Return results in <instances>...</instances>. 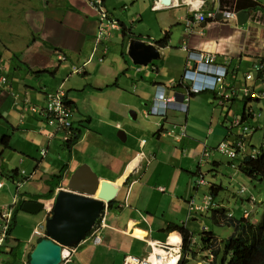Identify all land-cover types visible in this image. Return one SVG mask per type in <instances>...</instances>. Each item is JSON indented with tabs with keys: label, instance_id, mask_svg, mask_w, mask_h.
I'll return each mask as SVG.
<instances>
[{
	"label": "crops",
	"instance_id": "0c3cea01",
	"mask_svg": "<svg viewBox=\"0 0 264 264\" xmlns=\"http://www.w3.org/2000/svg\"><path fill=\"white\" fill-rule=\"evenodd\" d=\"M8 2L13 6L0 0V19L6 20H0V58L6 76L10 72L7 78L11 86L0 87V137L9 134L11 148L0 146V169L19 171L14 182L23 184L17 198L34 201L32 197L46 193L48 184H56L58 181L52 180L60 174L59 189L83 165L101 180L122 182L117 202L105 209L96 225L101 243L94 245L89 237L74 247L72 260L64 264H123L127 255L145 256L151 244L165 242L171 235L178 236L182 244L178 231L167 233L166 229L177 225L194 235L202 232L206 228L204 218L213 211L189 215V201L200 202L207 193L204 189L209 191L212 185L217 187V204L234 217L224 207V201L217 200L222 184L207 180V173H217L222 162L215 153L208 162L201 159L205 145L214 149L220 142L232 140L227 138L230 133L225 135L226 106L219 105L217 94L206 91L191 96L185 114L169 111L162 119L148 111L160 87L172 98L189 91L190 81L183 83L182 77L191 65L195 76L201 79L195 84H210L212 78L208 73L203 75L193 59L197 54H214L216 70L227 65L226 91L234 87L241 92L234 102L243 100L244 85L260 92L264 78L254 67L264 69V22L260 29L249 28L242 34L228 27L231 20L213 23L194 19L198 11L215 9L217 0H101L117 28L108 29L99 40L109 46V53L100 62V49L95 45L99 18L88 0ZM257 14L264 16L261 11ZM138 23L141 24L136 26ZM236 24L244 26H239L237 20ZM132 41L155 45L159 58L148 65H134L128 54ZM54 48L62 49L67 60L60 61ZM13 54L19 58L13 59ZM17 63L19 69H13ZM78 68H82V74L74 72ZM246 73L252 75L250 82L244 80ZM177 86L182 88L175 89ZM60 87L75 111V124L90 118V124L83 122L88 128L70 149L38 115L46 94ZM10 89L20 95L19 99L12 96ZM26 94L27 109L23 105ZM128 118L135 122L133 127ZM178 125L187 128L180 141L175 139L181 133ZM118 133L126 135L125 142ZM117 163L123 165L118 173L114 170ZM133 163L135 167L127 173ZM200 176L209 185L198 186ZM14 182H4L0 188V205L14 201ZM54 200L40 201L49 206ZM46 217L45 212L39 224Z\"/></svg>",
	"mask_w": 264,
	"mask_h": 264
},
{
	"label": "built area",
	"instance_id": "2783aa9c",
	"mask_svg": "<svg viewBox=\"0 0 264 264\" xmlns=\"http://www.w3.org/2000/svg\"><path fill=\"white\" fill-rule=\"evenodd\" d=\"M90 6L96 10L99 18V24L97 28V35L95 39V45L99 47L100 49V56L99 61L103 62L105 59V56L109 53V46L108 44H103L105 42H99L103 37H105L107 30L112 28H117V24L115 20L105 11L103 4L101 0H88ZM150 1V0H148ZM241 11H238L236 9L235 5H226L222 3L221 0H217V6L215 9L211 11H198L194 14V19L197 22H213V23H223V22H229L230 20H237V15ZM250 12V11H249ZM251 19H253L256 23L261 24V21H256L255 18L258 17L257 13L250 12ZM59 58L62 60H66V57L63 55H59ZM93 58V55L90 57V60ZM193 59H196V65H199L200 71L204 72L203 75L207 76L206 73L212 78V81L210 84H206L207 86H198V77L195 76V68L192 69V65L189 67L187 71H185L184 79L190 81V89L189 92H187L185 95H182L179 98H172L168 95L167 91L164 88H159L157 95L155 99L153 100V104L151 105L152 108L150 111H148V114L151 116H161L166 117L168 111L170 109H177L181 112H187L188 106H189V95L190 93H199L201 91L211 90L215 91L217 93V96L221 98L219 99V105L222 104L224 101H230L234 97H240L241 92H237L234 87L230 92L226 91V81L224 79L226 75L227 65H224L223 67H220V69L216 70V66H214L215 62V55L214 54H208V55H199L197 54ZM191 62V61H190ZM254 69L259 72L263 73L262 67L255 65ZM217 73V71H219ZM77 74L82 73V69L78 68L74 71ZM211 74H216V76H211ZM208 76V77H209ZM264 78V74L262 76ZM246 80H251L252 77L250 74H246L245 76ZM184 80V81H185ZM183 81V83H184ZM186 82V81H185ZM264 83V81H263ZM205 85V84H202ZM7 86L8 88H11L10 83L8 81V78L6 76V67L4 65L3 59L0 60V87ZM251 88L247 85L244 86V90L242 93V97H251L255 95V98H258V95L256 92H253L250 90ZM12 96L15 99H19L20 95L17 94L15 91L10 89ZM251 95V96H250ZM261 95L264 97V92L261 93ZM23 105H26V109L28 108L27 104L29 103L28 95L26 94V97L23 101ZM25 109V108H24ZM38 115L47 123V125L53 127L57 133H61L63 135V141H68L72 135V128L73 125V117L74 112L71 107V104L69 102V99L67 97V93L64 90V88L60 87L57 91L53 93H47L45 104L38 109ZM177 126V125H175ZM181 128V133L179 136H176L175 139L177 141H180L183 137L187 134V128L186 125H178ZM232 128H237L238 135L236 139L233 141H225L219 143L215 149H212L216 151L220 155H224L229 157L232 161L236 160L237 157H241L243 155L250 156L253 158L260 156V151L258 152L256 149L251 148L246 144V142L249 140V138L252 135V129L246 125L241 124L240 120H235L231 124ZM145 143V141H143ZM214 151H210L208 147H204V150L202 152V161L208 160L213 154ZM46 151L44 150V154ZM213 153V154H212ZM233 169L238 170L237 164L233 165ZM22 181L16 182V188L20 189L22 187ZM198 186H207L209 183H207L204 176H200L197 181ZM4 185L3 181H0V187ZM63 189V187H60L57 189L54 199L57 196V193ZM241 194L245 193V190H242L240 192ZM17 199L14 198V201L11 204L6 205H0V264H5L3 261V252L6 249V243L7 239L9 237V229L12 224V218H13V211H14V205L17 202ZM254 202V200L252 201ZM53 202L50 203L49 206H46L45 212L47 213V216L49 213H51ZM220 206L217 204L215 198L212 196V194L205 193L201 199L200 202H196L194 200L189 201V215H192V213L197 214H206L214 209H219ZM251 212L245 211L244 212V218H249ZM227 218L231 219L232 215L228 214ZM43 226H39L35 228L34 234H38L40 237L44 233L41 229ZM96 226H94L92 233L90 236L86 238L85 241L88 240L89 237L92 238V242L94 245H99L101 243V237L95 230ZM207 229L203 228V232H206ZM96 233L94 235V233ZM170 237L167 238L165 242H156L154 244H151V251L147 252L145 256H134V255H127L124 259L123 264H180L181 258H182V244L181 242H175L170 243ZM84 241V242H85ZM83 242V243H84ZM197 237H191L190 243L192 245L196 244ZM219 247V241L216 240L212 242V246L209 250L203 252L199 251V253H204L203 257H205L204 260L198 261L197 264H209L212 263L214 260L213 251H215ZM158 251L159 253H157ZM75 252L74 247L73 248H65L63 250V264L70 262L72 260V256ZM199 255V254H198Z\"/></svg>",
	"mask_w": 264,
	"mask_h": 264
},
{
	"label": "trees",
	"instance_id": "16d2710c",
	"mask_svg": "<svg viewBox=\"0 0 264 264\" xmlns=\"http://www.w3.org/2000/svg\"><path fill=\"white\" fill-rule=\"evenodd\" d=\"M221 1L223 5L224 4L235 5L238 11L248 10L252 13H257V11H261L264 13V6L261 5L256 0H221ZM263 21H264V17H263ZM165 42L166 39L163 41V44H165ZM53 50L57 55L59 54L66 57L67 60V55L62 49L54 48ZM18 58L19 56L17 54H13V59H18ZM59 60L66 61L60 58ZM14 66H16V69H19L18 63L13 65V69ZM28 70H31V68L28 67ZM263 74H264V69H263V73H260V76L262 77ZM7 77H10V72L7 74ZM182 78L184 81L185 80L184 77ZM178 84L179 83H177L176 85ZM178 88H182V86L175 87V89ZM211 92H215V91H211ZM193 95H196V93L194 92L190 93L189 98H191V96ZM243 100L245 101V103H247L249 99L246 98ZM73 112H75L74 109ZM241 117L243 120L245 121L247 120L248 116L245 115V111L244 113H242ZM73 122H74V117H73ZM83 122L90 124V118L86 119ZM83 122L81 121L78 122L77 124H75V122L73 123L74 127L72 128V135L68 141H63V135L61 133H57L61 137L60 138L61 143L65 145V147H67L68 149H70L80 140L83 131L88 128L87 125H83ZM10 140H11V136L9 134H3L0 138V146L3 149L11 148ZM246 144L249 146V141H247ZM252 147L256 149L258 152L260 151L261 155L260 156L258 155L257 158H253L246 155L237 157L236 162L239 167V172H241L242 174H244L245 176L251 179L262 180L264 179V147L262 142L258 146H252ZM231 164L233 163L230 162L229 165ZM0 175L9 180L14 181L16 178L19 177V171L15 169L4 172L2 169H0ZM55 180L58 182L54 185L53 183H49L48 184L49 188L46 193L34 195L32 199H34V201L36 200L48 201L51 198H54L55 191L60 186V180H61L60 174L55 175L52 182H54ZM14 183L16 187V182ZM216 189H217L216 186H212L211 194L213 196H215ZM117 200L118 199H115L108 205V210L113 207V205L117 202ZM16 201L17 202L14 205L12 224L9 229V237L6 243V249L8 250L4 251L5 254L10 257L7 264H23L24 254L19 252L20 244L15 242L16 243L15 245L10 246L13 229L16 225L17 213L22 211L23 203L26 200L17 199ZM104 211L105 209H103L101 214H103ZM50 214L51 213L48 214L47 218L50 216ZM223 217H226V210L224 209L214 210L211 214V218L215 221V223L218 224H221V220L223 219ZM99 220L97 221L95 226L98 224ZM223 222H227L226 225L233 226L234 231L233 234L228 239H224L223 241L219 242V247L215 251H213L214 260L212 263L209 264H264V211L262 213L261 220L256 222L252 221V219H247L244 217L240 219L234 218L231 219L230 221H227L226 218H224ZM92 230L87 234L88 236L91 235ZM174 231H178L182 238V258L180 264H195L196 258L199 256L198 254H200L199 251L205 252L209 250L212 246V242L218 240L215 237L214 233L211 231H206V232L202 231L199 234L194 235L191 234L185 227H181L177 225L168 226V228L166 229L167 233H171ZM196 236L198 237V242L192 245L190 243V238ZM43 238H44L43 236L38 237L37 242L41 241ZM30 253L27 256L26 264H29L30 262Z\"/></svg>",
	"mask_w": 264,
	"mask_h": 264
},
{
	"label": "rangeland",
	"instance_id": "374dc122",
	"mask_svg": "<svg viewBox=\"0 0 264 264\" xmlns=\"http://www.w3.org/2000/svg\"><path fill=\"white\" fill-rule=\"evenodd\" d=\"M5 4L8 6H13V3L8 2V0H4ZM260 4L264 6V0H258ZM263 17L261 15H258L257 18H255L256 21H261V24L264 22ZM2 21H5V19H0ZM252 21H249L247 24H245L243 27H238L235 20H231L232 23L228 26L230 29H236L240 30L241 33L244 31H247L249 28H261L263 27L261 24L256 23L253 19ZM141 23L136 24V26H139ZM3 28L0 25V30ZM1 34V33H0ZM243 34V33H242ZM97 35V34H96ZM3 38H6V35L2 34ZM3 54H6V50L4 48L1 49ZM55 60V58H53ZM99 60V58H98ZM256 76L258 72L256 71ZM45 79L51 78L50 76H45ZM255 92V91H253ZM264 92V88L260 92H256L258 95V98H255L253 96L248 97V102L245 105V101L240 99L238 102H222L220 105L221 107H225V122H224V130L226 132V136L230 132V137H232L233 134L237 133V130L232 131L231 124L235 120H240L241 124H248L249 126L256 127L257 125L263 126L264 130V97L261 95V93ZM218 99L221 100L220 97ZM244 105L247 108V111L245 112V115H247V120L242 119V113H244ZM90 107L89 104H87V108ZM252 107V108H251ZM253 109V110H252ZM227 112H230L229 114ZM184 114V113H183ZM262 115V117H261ZM159 118L164 119L165 117L158 116ZM130 123V126H134L135 122L132 121L130 118L127 120ZM248 121V122H247ZM140 122V120H139ZM136 123V125H139L140 123ZM130 127V130L131 128ZM263 130H258L253 133V137L251 139V144L258 146L262 142L263 138ZM1 138V137H0ZM61 137H59L60 139ZM61 140V139H60ZM62 147V146H61ZM214 150H211V152ZM215 155L217 156V159H219L222 164L220 168L217 170V173H207V180L210 183L220 185L222 184L223 190L220 191L219 197H217V200H223L224 201V207L228 208V211H230L232 214H234L235 219H240L244 217V212L248 211L251 212L250 217L248 219H252V221L256 222L261 220L262 213L264 211V179H251L241 172H238L237 170H234L229 163L231 162V159L224 155H219L216 151H214ZM111 159V157L108 158V160ZM123 168V165H119L118 163L115 165V171L118 173ZM216 174V175H215ZM22 176L25 175V172L21 173ZM5 182V185H10L11 180L3 177L0 175V181ZM14 182V181H13ZM68 183L64 184L62 187L63 189H66ZM11 186L14 188L13 184ZM209 193L208 189H204ZM242 190H245V193L241 194L240 192ZM15 191V188H14ZM20 194V193H19ZM18 194V195H19ZM18 197V196H17ZM33 198V197H32ZM18 199V198H17ZM250 199V201L248 200ZM254 200V202H252ZM6 205V204H4ZM108 208V206H105ZM105 208V209H106ZM19 213V214H18ZM18 216L16 219V225L13 229L12 233V240L10 243V246L15 245L16 243L20 244L19 252L24 254L23 257V264H26V259L28 254L33 250V247L36 245L38 237H40L38 234H34L35 228L39 227L40 225L43 226L41 229L46 234L45 231V221L47 220V217L44 219L42 223L39 224L40 220L45 215V210H41L37 214H30L25 211L18 212ZM197 214V213H192ZM226 218L227 221H230L227 219V217H223V219ZM223 219L221 220V224L215 223V221L211 218V214L207 218H204V224L203 226L211 232L214 233V235L220 239H227L229 237V234L234 231L233 226L226 225L227 222H223ZM43 237H46V235ZM16 242V243H15ZM8 249H5L7 251ZM202 254L200 253L199 256L196 258L195 264L198 263L200 260H204L205 257L202 259ZM10 257L3 252V261L5 264H7ZM205 264V263H203Z\"/></svg>",
	"mask_w": 264,
	"mask_h": 264
},
{
	"label": "water",
	"instance_id": "95a60500",
	"mask_svg": "<svg viewBox=\"0 0 264 264\" xmlns=\"http://www.w3.org/2000/svg\"><path fill=\"white\" fill-rule=\"evenodd\" d=\"M249 11L237 15L243 26L250 17ZM134 65H148L159 58L155 45L132 41L128 52ZM123 142L126 135L118 133ZM101 180L87 165L79 167L70 177L66 189H61L54 200L50 216L45 221L46 237L37 242L30 253L29 264H63V250L83 243L101 217L103 209L114 201L122 187ZM43 201H25L22 210L37 214L44 209ZM151 248L148 249V252Z\"/></svg>",
	"mask_w": 264,
	"mask_h": 264
},
{
	"label": "clouds",
	"instance_id": "9594fccd",
	"mask_svg": "<svg viewBox=\"0 0 264 264\" xmlns=\"http://www.w3.org/2000/svg\"><path fill=\"white\" fill-rule=\"evenodd\" d=\"M248 11V10H247ZM59 55V54H58ZM82 69V68H81ZM82 74V73H81ZM246 74H250L251 75V73H246ZM246 74L244 75V80L246 81V82H250V80L248 81V80H246L245 79V76H246ZM251 77H252V75H251ZM198 86H207L206 84L205 85H202V84H200V85H198ZM245 86V85H244ZM243 86V87H244ZM161 89L162 88H164V87H160ZM206 91H210V90H206ZM205 90L204 91H201V92H199V93H196V94H200V93H202V92H206ZM158 92V91H157ZM238 97H234V98H232L230 101H234V100H236ZM246 98H248V97H243V99H246ZM230 101H228V102H230ZM248 102V101H247ZM245 105H246V103H245ZM245 105H244V111L246 112L247 111V108L245 107ZM252 108V107H251ZM188 109H189V106H188ZM253 110V109H252ZM169 111H178V112H180V113H187L188 112V110H187V112H181V111H179V110H177V109H170ZM169 111H168V113H169ZM168 113H167V115H168ZM166 115V116H167ZM261 117H262V115H261ZM166 118V117H165ZM246 125H248V124H246ZM249 126V125H248ZM251 129H252V135H251V137L249 138V146L251 147V148H253L252 146H255V145H252L251 144V139H252V137H253V133L254 132H256V131H258V130H263V126H259V128L258 129H254V127L252 128L251 126H249ZM231 129H232V131H234V130H237V128H232L231 127ZM230 133V132H229ZM237 135H238V130H237V133H235V134H233L232 135V140L231 141H233L234 139H236V137H237ZM228 137H230V135L228 136ZM227 137V138H228ZM225 141H229V142H231L229 139H226ZM225 141H223V142H225ZM221 143V142H220ZM262 144H263V147H264V130H263V138H262ZM205 147H207L206 145H205ZM210 151L212 150V149H210V148H208ZM215 149V148H214ZM204 150V149H203ZM261 153V152H260ZM213 154V153H212ZM261 155V154H260ZM212 157V156H211ZM210 157V158H211ZM210 158L208 159V160H205V161H209L210 160ZM257 158V157H256ZM201 159H202V157H201ZM231 163H233V164H231V166H232V168H233V165L234 164H237V162H236V160H234V161H232L231 160ZM238 166V165H237ZM235 170V169H234ZM238 172H239V167H238V170H237ZM212 186H214V185H212ZM212 186L210 187V190H209V192L211 193V188H212ZM213 196V195H212ZM214 198H215V196H213ZM215 200H216V198H215ZM221 209V207L219 208V209H214V210H220ZM214 210H212V211H214ZM211 211V212H212ZM228 214H230L229 212L227 213L226 212V217L228 216ZM102 215V214H101ZM101 218V217H100ZM228 220H231V219H234V217L232 216V218L231 219H229V218H227ZM94 228V227H93ZM219 241V240H218Z\"/></svg>",
	"mask_w": 264,
	"mask_h": 264
},
{
	"label": "bare ground",
	"instance_id": "6f19581e",
	"mask_svg": "<svg viewBox=\"0 0 264 264\" xmlns=\"http://www.w3.org/2000/svg\"><path fill=\"white\" fill-rule=\"evenodd\" d=\"M135 167V163H133V164H131L129 167H128V170H127V173H129L130 171H132V169ZM122 180V179H121ZM1 188V187H0ZM15 191H16V195H15V199H17V196H18V194L20 193V189H15ZM28 201H30V200H28ZM40 201V200H39ZM54 203V202H53ZM54 205V204H53ZM46 206H48V205H44V209L43 210H46ZM177 241H179V238H178V236H176V235H171V237H170V243H175V242H177ZM157 253H159L158 251H156Z\"/></svg>",
	"mask_w": 264,
	"mask_h": 264
}]
</instances>
